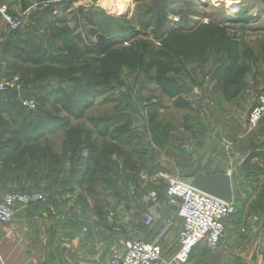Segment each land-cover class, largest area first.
<instances>
[{"label":"rangeland","instance_id":"obj_1","mask_svg":"<svg viewBox=\"0 0 264 264\" xmlns=\"http://www.w3.org/2000/svg\"><path fill=\"white\" fill-rule=\"evenodd\" d=\"M236 1L0 0V69L37 105L0 93V129L8 132L0 144L8 139L26 165L56 154L61 167L67 151L74 155L84 205L109 207L95 198L100 176L122 189L130 179L143 193L179 173H236L227 220L264 257V115L249 121L264 95V0ZM92 29L125 38L104 55L88 54L85 45L98 40ZM37 117L66 123L29 141L25 130ZM142 210L137 203L138 220Z\"/></svg>","mask_w":264,"mask_h":264},{"label":"crops","instance_id":"obj_2","mask_svg":"<svg viewBox=\"0 0 264 264\" xmlns=\"http://www.w3.org/2000/svg\"><path fill=\"white\" fill-rule=\"evenodd\" d=\"M237 3L236 7L241 1ZM260 4L264 6V1ZM7 133H1L0 129L1 141ZM15 150L16 146L8 139L0 144V199L9 192L40 190L46 200L21 207L12 223H0V264H110L114 249L124 252L132 241H151L159 235L163 259L173 260L180 248L184 221L179 214L180 201L166 195V178L147 186L159 194V202L155 203L148 199L149 190L141 193L136 185L131 186L130 179L127 189H122L121 181L100 176L95 198H106L109 207L84 205L82 179L70 170L74 155L70 157L67 151L65 166L58 167L55 154V160L48 159L43 168L36 163L23 164L26 160L17 161L12 156ZM208 173H228L236 198V173L219 170L177 176ZM137 203L143 209L139 220ZM152 210L157 218L148 225L146 215ZM227 219L225 226L231 235L226 234L217 249L209 248L204 242L198 244L187 264H263L264 257L258 254L257 247L248 246V240L235 234V224Z\"/></svg>","mask_w":264,"mask_h":264},{"label":"built area","instance_id":"obj_3","mask_svg":"<svg viewBox=\"0 0 264 264\" xmlns=\"http://www.w3.org/2000/svg\"><path fill=\"white\" fill-rule=\"evenodd\" d=\"M0 11L6 12V7H1L0 4ZM8 18L11 19L10 16ZM9 89L19 95L22 92V86L18 82L7 81L5 73L0 69V92H6ZM19 97L26 108L36 109L37 105L34 100L21 95ZM262 115H264V95L250 113V123L255 125ZM166 195L179 199V214L184 221L180 236V248L173 260L163 259V247L160 243L161 235H159L151 241H132L124 252L114 249L110 264H187L198 244L204 242L211 249H217L220 246L226 233L225 220L235 209L233 201L227 202L209 195L182 182L179 176H166ZM148 199L158 203L160 199L158 192L150 190ZM45 200L44 193L40 191L5 194L0 199V223H12L21 207ZM156 218V212L149 211L146 215V223L152 224ZM167 229L168 227L163 229L162 235Z\"/></svg>","mask_w":264,"mask_h":264},{"label":"trees","instance_id":"obj_4","mask_svg":"<svg viewBox=\"0 0 264 264\" xmlns=\"http://www.w3.org/2000/svg\"><path fill=\"white\" fill-rule=\"evenodd\" d=\"M87 19L89 20L90 23L98 26L100 25V23H98V21H96V19L94 18L93 14H91V16H87ZM91 34L97 35V41L96 42H91V43H87L85 45V49L86 52L88 54H94V55H104L107 52H109L114 46H116L118 43L122 42L124 37V34L121 35H117L116 37L113 35H106L104 33H99L97 30L92 29ZM31 53L32 51L28 50V51H24L25 55H21V58L23 61H31ZM15 92V91H14ZM2 93V92H0ZM21 103V101L19 102ZM22 106V103L20 104ZM16 114L15 112L13 113V115ZM39 119H41L40 121L36 122L35 119H32L31 121H29L28 123L30 124L28 127V129H26V133H27V138L29 139V141H35L37 140L40 136L52 132L54 130H56L57 124H64L66 123L65 120L60 119V118H55V119H48V120H42V118L37 117ZM37 120V119H36ZM65 125V124H64ZM61 126V125H58ZM35 128V129H34ZM24 132L21 131V134ZM23 137V135H22ZM79 160H82L83 157H79ZM87 171V169H83V174H85Z\"/></svg>","mask_w":264,"mask_h":264},{"label":"water","instance_id":"obj_5","mask_svg":"<svg viewBox=\"0 0 264 264\" xmlns=\"http://www.w3.org/2000/svg\"><path fill=\"white\" fill-rule=\"evenodd\" d=\"M180 180L221 200L233 201L232 180L228 173L181 176Z\"/></svg>","mask_w":264,"mask_h":264},{"label":"bare ground","instance_id":"obj_6","mask_svg":"<svg viewBox=\"0 0 264 264\" xmlns=\"http://www.w3.org/2000/svg\"><path fill=\"white\" fill-rule=\"evenodd\" d=\"M216 1H225L227 7H230V8H235L238 5L237 1H235V0H216ZM123 2H124V0H123Z\"/></svg>","mask_w":264,"mask_h":264}]
</instances>
